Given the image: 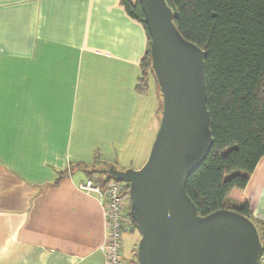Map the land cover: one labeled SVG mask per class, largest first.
<instances>
[{
  "label": "crops",
  "instance_id": "0c3cea01",
  "mask_svg": "<svg viewBox=\"0 0 264 264\" xmlns=\"http://www.w3.org/2000/svg\"><path fill=\"white\" fill-rule=\"evenodd\" d=\"M124 1L0 0V264H106L103 206L78 186L141 169L161 121ZM243 195L264 221V158ZM139 241L124 235L126 264Z\"/></svg>",
  "mask_w": 264,
  "mask_h": 264
},
{
  "label": "water",
  "instance_id": "95a60500",
  "mask_svg": "<svg viewBox=\"0 0 264 264\" xmlns=\"http://www.w3.org/2000/svg\"><path fill=\"white\" fill-rule=\"evenodd\" d=\"M151 39L163 111L141 169L107 173L129 185L131 218L141 239L138 264H259L264 241L248 217L231 209L199 215L187 182L214 140L206 85L208 52L186 40L167 0H138Z\"/></svg>",
  "mask_w": 264,
  "mask_h": 264
},
{
  "label": "trees",
  "instance_id": "16d2710c",
  "mask_svg": "<svg viewBox=\"0 0 264 264\" xmlns=\"http://www.w3.org/2000/svg\"><path fill=\"white\" fill-rule=\"evenodd\" d=\"M124 2L129 14L144 23L139 3ZM167 3L181 35L208 52L207 105L214 144L205 163L188 179L187 193L199 215L207 216L220 209L235 210L255 223L264 241V221L255 219L251 203L243 195L264 158V0H167ZM149 42L136 90L147 94L149 80L154 78L162 116L163 98L152 68L150 36ZM105 176L90 180L102 190L110 182H118L107 172ZM118 183L129 193V186ZM130 210L129 202L124 220L133 232L138 227L128 214Z\"/></svg>",
  "mask_w": 264,
  "mask_h": 264
},
{
  "label": "built area",
  "instance_id": "2783aa9c",
  "mask_svg": "<svg viewBox=\"0 0 264 264\" xmlns=\"http://www.w3.org/2000/svg\"><path fill=\"white\" fill-rule=\"evenodd\" d=\"M124 185L129 186L126 183ZM78 189L83 193L97 195L103 206L107 234L102 251L106 264H126L123 259V237L131 232V225L124 220V212L130 202L129 193L118 182L112 181L102 190L90 179L81 183ZM259 264H264V253Z\"/></svg>",
  "mask_w": 264,
  "mask_h": 264
},
{
  "label": "rangeland",
  "instance_id": "374dc122",
  "mask_svg": "<svg viewBox=\"0 0 264 264\" xmlns=\"http://www.w3.org/2000/svg\"><path fill=\"white\" fill-rule=\"evenodd\" d=\"M93 177L96 179V178H100L101 176H102V174H98V173H93ZM128 214H131V210H130V213H129V211H128ZM130 217H131V215H130ZM126 236H131V237H133L134 236V238H140L141 239V236H140V232H139V230L137 229V230H135L134 232H133V234H130V233H127L126 234ZM135 243V242H134ZM138 244H139V242H138ZM123 251H124V249H123ZM137 251H138V245H137ZM137 253V252H136ZM129 260V259H128ZM138 261V258H137V256H136V254H135V261ZM130 261V260H129ZM136 264V263H135Z\"/></svg>",
  "mask_w": 264,
  "mask_h": 264
}]
</instances>
